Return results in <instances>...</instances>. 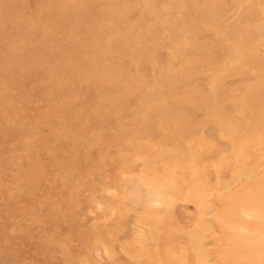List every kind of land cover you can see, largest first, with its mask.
<instances>
[{"label":"rangeland","instance_id":"374dc122","mask_svg":"<svg viewBox=\"0 0 264 264\" xmlns=\"http://www.w3.org/2000/svg\"><path fill=\"white\" fill-rule=\"evenodd\" d=\"M236 132L264 156V0H0V264H264Z\"/></svg>","mask_w":264,"mask_h":264},{"label":"bare ground","instance_id":"6f19581e","mask_svg":"<svg viewBox=\"0 0 264 264\" xmlns=\"http://www.w3.org/2000/svg\"><path fill=\"white\" fill-rule=\"evenodd\" d=\"M238 132L240 133V131H238ZM238 132H236V137H237L236 144L238 145V151H237V154H238L237 156L238 157H237V159H238L239 162L241 161L242 165H244V173L242 172L241 174H239V177L246 176V175L250 176L252 173H255L258 170L259 167L260 168L264 167V156L261 157L260 152L258 150L259 147H254L255 142H251L250 140H248L247 143L245 141H243V143L240 144V140H242L243 137L240 136V134H238ZM245 132H247V129H246ZM200 142H202V145L205 144V142L203 143V141H201V140L197 141V143H200ZM202 156H203V153H199V151H197L195 153L194 159L195 160H197V159L199 160V158L202 157ZM193 162H195V161H193ZM248 168H250V170L246 171V169H248ZM219 169H220V171L218 173V179H221L224 176L223 171L225 169H222V168H219ZM200 172L201 171H199L198 167H194L191 170L192 176H194V178H195L194 181H192L191 187H193L195 185L196 188H199L198 185H199V182L201 183V181H200V179L198 181H195V180L197 179V177L199 178L198 173H200ZM204 173H205L206 176L209 177L208 169ZM234 178H237V177L234 176ZM206 182H207V185H209L208 179H206ZM204 188H206V184H204ZM209 189H211V185H209L208 190L206 191V193H210ZM205 190L206 189H203V193H205ZM260 192L264 193V186L261 188ZM247 199L251 200V202L254 201V198L251 195H249V194H248ZM258 249H259L258 245L252 246L248 253H250V252L251 253H256V252H258ZM261 250L262 249H260V252H264V250H262V251ZM244 252H246V249H244Z\"/></svg>","mask_w":264,"mask_h":264}]
</instances>
